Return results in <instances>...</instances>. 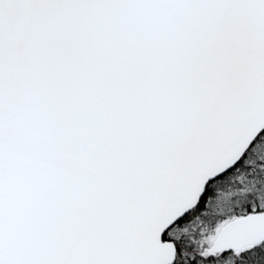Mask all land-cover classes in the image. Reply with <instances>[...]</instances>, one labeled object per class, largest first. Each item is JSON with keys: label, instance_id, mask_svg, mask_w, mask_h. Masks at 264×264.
<instances>
[{"label": "snow or ice", "instance_id": "1", "mask_svg": "<svg viewBox=\"0 0 264 264\" xmlns=\"http://www.w3.org/2000/svg\"><path fill=\"white\" fill-rule=\"evenodd\" d=\"M0 264H264V0H0Z\"/></svg>", "mask_w": 264, "mask_h": 264}]
</instances>
